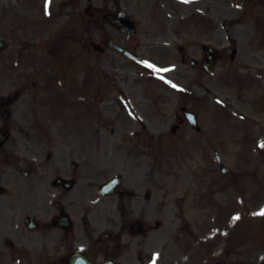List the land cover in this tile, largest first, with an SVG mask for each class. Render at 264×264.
<instances>
[{
	"label": "rangeland",
	"instance_id": "374dc122",
	"mask_svg": "<svg viewBox=\"0 0 264 264\" xmlns=\"http://www.w3.org/2000/svg\"><path fill=\"white\" fill-rule=\"evenodd\" d=\"M157 1L161 0L75 1L72 8L76 9V13L73 16H67L66 22L77 24L76 27L78 25L90 27L94 41H100V43H104L107 36L130 43L142 57L152 59L157 67L161 68L159 74L149 75L151 72L134 61L113 53L110 49L105 54L95 51L91 53L94 65L98 67L94 70L95 88L93 94L97 98L104 96L114 99V102H107L105 109L103 104L94 106L93 113L87 120L86 131L76 134L80 142L73 136L75 135L73 131L75 121L72 117L74 113L68 104L53 105L51 110L47 104L40 105L38 108L39 113L50 112L60 116L59 128L62 136L58 154L61 162H88L99 170L103 169L104 178L119 172L130 173L132 171L129 167H136L135 163L145 168L154 163L151 168L156 169V182L149 183L147 186L149 188L142 187L141 195L144 196V193L149 189L157 191L153 198L155 205L156 200L159 204L160 201L163 202L162 189H165L166 193L162 205L163 214L158 213L156 216L151 214L147 220L151 225L156 220L168 223L171 225L175 237L179 234L178 230L183 231L180 226L184 225L186 221V217L181 212V206H183L184 190L191 186L190 174L181 172L183 164L174 162L172 158L174 157L175 161L177 158H182L183 152H168L166 143L154 142L151 141L153 137L149 139L145 135L143 136L146 134L145 126L148 125L152 135H164L170 130L173 114L177 111L180 112L182 104L188 101L192 107L198 108L201 118L204 120L205 131L214 129L213 132L225 137L218 135L222 139L219 137L215 139L223 140L224 156L235 159L234 165H230L232 175L238 173L241 167L246 168L242 165L244 163L243 156L235 157L233 153L229 152L238 154L239 149H242L240 143L242 138L250 139L249 141L254 146L258 143L261 145L259 139L264 138V106L261 105V101L259 102L262 97L264 98V38L253 35L252 25L254 22L250 20L253 15L259 19L263 17L264 6L255 3V0H220V5L215 11V9H210L212 4L206 3L204 5L205 12L211 13V15L205 14V17L214 18V20L210 23L205 20L204 25L201 23L205 33L202 36V30L197 27L186 31L183 25L172 26L165 23L164 19L169 17V11L166 10L167 4L163 2V5L157 9L155 8ZM23 2L24 0H0V24L4 34L12 38L14 51L11 55L15 57V68L19 73L22 71L23 57H21L22 53H18L17 50L22 47L23 35H25L22 25L19 26L24 20L22 13L25 12L26 5H22ZM63 2L64 0H51L50 5L57 8L61 7ZM119 9H124L137 20L138 33L132 39H128L114 30L106 18V15ZM188 9L192 10L193 7L189 6ZM174 27L180 31L179 36H172ZM84 30L83 33L78 30L74 36L79 38L81 34L84 38H88L91 30ZM186 35L194 36L187 38ZM203 40L220 48L223 53L218 63L217 74L214 77L197 73L191 69L189 59L191 57L198 58L203 53H185L187 62H184L183 53L175 48L177 44L191 45L193 42ZM158 45L160 46L156 47ZM76 50L70 53L73 55L71 56L73 62ZM60 54L61 56L65 55L66 60L69 61V53ZM25 55L29 56L30 61L35 62L30 65H41L37 61L42 56L40 51L25 53ZM77 55L79 63L84 57L80 53ZM62 64L67 68V64ZM172 66H176L178 70H172ZM164 69L167 71H163ZM105 73L109 78L107 81H104L103 78ZM238 75L244 80L242 89L238 78L236 79ZM150 76L152 78L148 80ZM17 77L22 82L20 75ZM172 77L178 81L179 86L188 87V92L181 90L177 93L170 90L171 88H167V83L171 81ZM199 81H201L200 85H195ZM185 82H190V84L186 85ZM65 86L69 87L70 84H64L63 87ZM190 93L197 94V96L193 98L188 95ZM206 135L215 136L216 134L206 133ZM262 157V154L259 155V148L251 149L250 161L262 162ZM244 160L247 161V159ZM257 170H259L258 174L263 173L262 175H264V166ZM133 176L137 183L140 181L144 183V179L147 178L143 171H140L139 174L134 173ZM133 176L127 175L128 178H133ZM221 198L226 199V195L223 193ZM227 199L229 198L227 197ZM234 207L238 208L239 206L234 205ZM209 211L211 210L208 209L207 212ZM192 212L195 217L187 216V219L191 229H197L200 222L204 221L206 217H198L194 209ZM236 217L239 219H235ZM247 217L235 213L233 219H223L222 225L227 228L220 230L222 238L217 239L215 235H213L216 238L214 240L203 238L204 248L209 249L207 253H200L203 247L198 251V255L193 252L190 236H188V254H183L182 245L178 240L170 239L172 251L176 254L172 258H187L189 264V258H202L207 255L210 259L237 257L236 253L230 255L226 243L230 242L228 239L236 234L249 232L252 223ZM188 231L190 234L192 233L191 230ZM155 235L159 242L162 230L158 229ZM214 242H216V246L213 245ZM155 251L157 255L164 257L163 243L161 245L155 243ZM247 251L248 254L245 256L262 257L254 245L249 246ZM235 259L238 258L233 260Z\"/></svg>",
	"mask_w": 264,
	"mask_h": 264
},
{
	"label": "flooded vegetation",
	"instance_id": "af4514ba",
	"mask_svg": "<svg viewBox=\"0 0 264 264\" xmlns=\"http://www.w3.org/2000/svg\"><path fill=\"white\" fill-rule=\"evenodd\" d=\"M172 1H175L172 10L178 21L182 20L181 13H186L185 5L199 10L205 2L215 6L220 2ZM38 23L40 38L46 20L41 18ZM33 41L27 39L23 43L27 53L35 47ZM73 42L69 35L64 38L43 35L38 46L40 53H69ZM92 46V36L82 40L86 53H90ZM0 53H13L11 38H7ZM49 62L50 59L46 63ZM6 63L5 71L0 58V77L5 75L13 82L17 73L12 57ZM47 67L43 65L41 69ZM40 76L44 79L40 88L45 93L53 89L60 99L54 87L56 72L53 75L41 72ZM21 77L26 88L28 71ZM92 77V71H87L81 81L83 89H92ZM11 82L0 81V264H133L135 260L136 264H144L141 258L135 257L136 247L146 245L149 239L145 223L135 221L136 217L147 214L150 206L141 207L138 195L141 184L134 178H129L127 183L122 174L116 193L105 194L102 187L106 180L88 163L56 161L60 120L51 114H29L27 99L22 98L19 103L23 90L15 92ZM185 141L189 152L201 151L203 159L209 160L211 173L220 171L222 162L213 161L217 150L207 151L199 136L192 142ZM31 156L40 160L29 161ZM199 170L192 172V177L198 179ZM150 192L146 196L148 200Z\"/></svg>",
	"mask_w": 264,
	"mask_h": 264
},
{
	"label": "water",
	"instance_id": "95a60500",
	"mask_svg": "<svg viewBox=\"0 0 264 264\" xmlns=\"http://www.w3.org/2000/svg\"><path fill=\"white\" fill-rule=\"evenodd\" d=\"M119 17V18H118ZM118 19L120 20H123V23H119ZM114 23L120 27V28H124L125 30L129 31V33L131 34L133 31H130L132 30L131 27L134 28V23L131 19H129L125 13L123 12H120L119 15H115V19L113 20ZM110 45L120 51H122L123 53L131 56V57H134V58H137L135 55H133L129 50L127 49H124L123 47H121L120 45H118L116 42H113L110 43Z\"/></svg>",
	"mask_w": 264,
	"mask_h": 264
},
{
	"label": "snow or ice",
	"instance_id": "6c2138e0",
	"mask_svg": "<svg viewBox=\"0 0 264 264\" xmlns=\"http://www.w3.org/2000/svg\"><path fill=\"white\" fill-rule=\"evenodd\" d=\"M185 2H188V0H185ZM50 4H51V0H46V9H47V7H48ZM149 67H152V65H149ZM163 71H167V69H164ZM173 87H176V86L173 85ZM262 146H264V145H262ZM259 215L264 216V211H261V212L259 213ZM235 219H239V217H236Z\"/></svg>",
	"mask_w": 264,
	"mask_h": 264
}]
</instances>
